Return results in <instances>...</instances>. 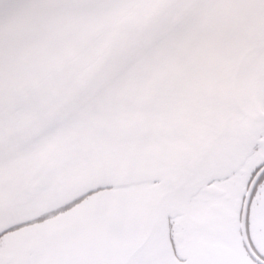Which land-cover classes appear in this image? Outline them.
<instances>
[{
	"label": "snow or ice",
	"instance_id": "6c2138e0",
	"mask_svg": "<svg viewBox=\"0 0 264 264\" xmlns=\"http://www.w3.org/2000/svg\"><path fill=\"white\" fill-rule=\"evenodd\" d=\"M0 264H264V0H0Z\"/></svg>",
	"mask_w": 264,
	"mask_h": 264
}]
</instances>
